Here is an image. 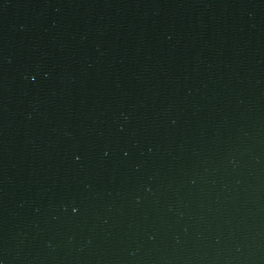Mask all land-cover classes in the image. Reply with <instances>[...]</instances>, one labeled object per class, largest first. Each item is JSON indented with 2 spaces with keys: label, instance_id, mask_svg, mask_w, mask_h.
I'll return each instance as SVG.
<instances>
[{
  "label": "water",
  "instance_id": "1",
  "mask_svg": "<svg viewBox=\"0 0 264 264\" xmlns=\"http://www.w3.org/2000/svg\"><path fill=\"white\" fill-rule=\"evenodd\" d=\"M0 264H264V0H0Z\"/></svg>",
  "mask_w": 264,
  "mask_h": 264
}]
</instances>
